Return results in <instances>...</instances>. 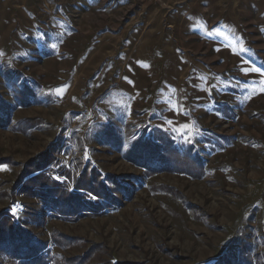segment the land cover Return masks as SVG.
Instances as JSON below:
<instances>
[{
    "label": "rangeland",
    "instance_id": "rangeland-1",
    "mask_svg": "<svg viewBox=\"0 0 264 264\" xmlns=\"http://www.w3.org/2000/svg\"><path fill=\"white\" fill-rule=\"evenodd\" d=\"M4 218L46 264H264V0H0Z\"/></svg>",
    "mask_w": 264,
    "mask_h": 264
},
{
    "label": "trees",
    "instance_id": "trees-1",
    "mask_svg": "<svg viewBox=\"0 0 264 264\" xmlns=\"http://www.w3.org/2000/svg\"><path fill=\"white\" fill-rule=\"evenodd\" d=\"M9 223L8 218H4L0 226V257L7 256L8 248V253L13 255H8L11 262L0 261V264H46L50 251L47 241L35 239L24 227Z\"/></svg>",
    "mask_w": 264,
    "mask_h": 264
}]
</instances>
